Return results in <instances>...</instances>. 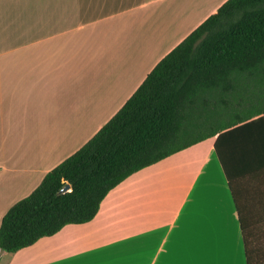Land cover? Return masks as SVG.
<instances>
[{
    "label": "crops",
    "instance_id": "obj_1",
    "mask_svg": "<svg viewBox=\"0 0 264 264\" xmlns=\"http://www.w3.org/2000/svg\"><path fill=\"white\" fill-rule=\"evenodd\" d=\"M225 1L0 0V222ZM215 140L133 173L91 221L0 249V264H264V165L239 157L230 180Z\"/></svg>",
    "mask_w": 264,
    "mask_h": 264
},
{
    "label": "trees",
    "instance_id": "obj_2",
    "mask_svg": "<svg viewBox=\"0 0 264 264\" xmlns=\"http://www.w3.org/2000/svg\"><path fill=\"white\" fill-rule=\"evenodd\" d=\"M263 113L264 0H227L89 141L7 210L0 249L17 252L67 224L91 221L130 175L210 137L230 180L242 162L263 166Z\"/></svg>",
    "mask_w": 264,
    "mask_h": 264
},
{
    "label": "water",
    "instance_id": "obj_3",
    "mask_svg": "<svg viewBox=\"0 0 264 264\" xmlns=\"http://www.w3.org/2000/svg\"><path fill=\"white\" fill-rule=\"evenodd\" d=\"M68 189H70V185H69V184H67V185L62 189V191H67Z\"/></svg>",
    "mask_w": 264,
    "mask_h": 264
}]
</instances>
